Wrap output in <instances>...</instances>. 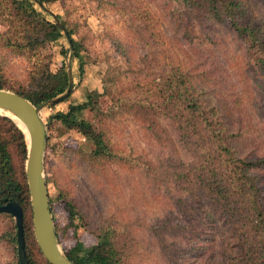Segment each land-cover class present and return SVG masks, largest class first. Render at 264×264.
<instances>
[{
	"label": "rangeland",
	"instance_id": "374dc122",
	"mask_svg": "<svg viewBox=\"0 0 264 264\" xmlns=\"http://www.w3.org/2000/svg\"><path fill=\"white\" fill-rule=\"evenodd\" d=\"M185 1L64 0L50 8L84 49V74L80 81L75 76L67 102L81 100L87 88H99L101 79L108 91L100 99L102 109L90 118L111 158L93 159L83 138L51 126L43 167L62 251L74 242L65 208L70 200L85 221L79 239L88 245L99 227L110 229L126 264L227 263L232 237L213 205L214 221L202 211L209 202L201 185L198 138L166 117L148 83L159 84L178 69L214 107L224 131L235 134L230 142L235 156L256 160L264 158V73L226 23ZM243 2L264 38V0ZM58 46L66 50L63 57L55 54L56 60L62 58L77 73L65 38L44 52ZM31 61L0 43L5 82L24 83ZM65 104L42 108L43 121ZM251 172L258 176L264 212V165ZM13 225L12 217L0 213V264L17 261L15 243L8 239Z\"/></svg>",
	"mask_w": 264,
	"mask_h": 264
},
{
	"label": "trees",
	"instance_id": "16d2710c",
	"mask_svg": "<svg viewBox=\"0 0 264 264\" xmlns=\"http://www.w3.org/2000/svg\"><path fill=\"white\" fill-rule=\"evenodd\" d=\"M64 0H0V43L3 47L25 56L31 61L24 83L9 84L0 76V89L15 92L31 104L38 105L62 93L67 87L66 66L62 58L56 60L55 54L63 57L65 48L58 46L53 52H44V48L56 44L64 38L60 29L40 10L35 2L53 8L54 3ZM246 1V0H245ZM197 8L204 10L216 22L226 23L246 44L248 57L264 73V38L259 24L247 14L243 0H187ZM71 39L72 49L69 58L74 62L70 73L72 88L57 102L48 104L52 109L60 103L65 108L52 110L43 121L45 124V148L52 132V125H60L90 144L88 155L93 159L111 158L108 143L103 133L96 130L91 116L102 109L101 98L108 91L101 79L99 88H87L81 100H70L75 89L74 81H80L84 74L85 56L82 44L72 38V31L58 12H54ZM173 70V71H171ZM169 76L159 84L148 83L152 95L159 102L156 106L167 109L163 112L167 118L183 123L187 135L196 136L203 164L204 195L209 202L202 211L211 219L213 208L221 216L220 226L231 235L232 251L226 264H264V212L260 202L262 193L258 176L251 169L264 165V158L246 160L235 156L230 142L235 134L228 133L218 123L213 106L201 98L200 93L178 69H171ZM41 115V113H40ZM218 125V127H216ZM197 143V142H196ZM26 145L21 130L7 117L0 115V205L7 201L16 202L22 210V228L24 251L28 264H49L39 251L32 233L31 207L24 175ZM44 164V157H43ZM48 208L53 229L58 241L59 228L54 223L52 204L46 187ZM259 203V204H258ZM213 205V208H212ZM68 226L72 230L73 244L62 251L72 264H126L118 247L115 234L106 227L93 232L95 242L85 245L78 236V228L85 227L83 216L77 205L65 201ZM11 216L7 213H3ZM214 221V220H212ZM14 227V225H13ZM15 243V232L8 238ZM15 264H18L15 261Z\"/></svg>",
	"mask_w": 264,
	"mask_h": 264
},
{
	"label": "water",
	"instance_id": "95a60500",
	"mask_svg": "<svg viewBox=\"0 0 264 264\" xmlns=\"http://www.w3.org/2000/svg\"><path fill=\"white\" fill-rule=\"evenodd\" d=\"M35 4L40 10L49 15L51 21L60 29L68 45L67 54H70L72 49L70 36L55 13L45 7L42 2H35ZM65 66L67 72V87L65 90L38 105L31 104L15 92L0 89V115L9 118L24 136L26 145L24 175L31 207L32 233L40 253L49 264H72L58 246L48 208L43 167L46 140L45 124L40 115L42 108L57 102L70 92L72 78L67 62ZM22 128H24L26 134ZM0 213H7L13 218L17 263L28 264L24 251L21 207L14 201H7L0 205Z\"/></svg>",
	"mask_w": 264,
	"mask_h": 264
},
{
	"label": "bare ground",
	"instance_id": "6f19581e",
	"mask_svg": "<svg viewBox=\"0 0 264 264\" xmlns=\"http://www.w3.org/2000/svg\"><path fill=\"white\" fill-rule=\"evenodd\" d=\"M22 129H23V131L25 132L24 128H22ZM25 134H26V132H25Z\"/></svg>",
	"mask_w": 264,
	"mask_h": 264
}]
</instances>
